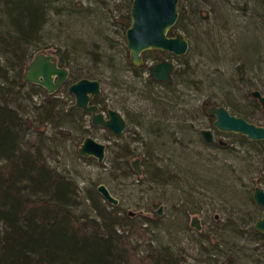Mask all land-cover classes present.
I'll return each mask as SVG.
<instances>
[{
	"label": "rangeland",
	"instance_id": "rangeland-1",
	"mask_svg": "<svg viewBox=\"0 0 264 264\" xmlns=\"http://www.w3.org/2000/svg\"><path fill=\"white\" fill-rule=\"evenodd\" d=\"M123 1H53L49 10L53 37L40 45V52L55 55L59 64L57 46L61 45L55 35L79 47V57L68 68L71 73L83 68L85 72L80 73L101 81L102 92L96 103L100 102L97 104L101 107L107 105L106 110H102L106 115L109 108H115L126 116L128 126L123 140L108 128L92 124L91 114L81 109L72 110L77 112L78 119L69 125L55 127L50 121L43 124L38 120L29 121L28 124L33 125L30 137L37 139L40 131L47 139L65 134L61 147H54L55 156L47 155L52 166L72 175L82 189V195L89 188L98 190L100 184H106L121 200L126 212L132 210L141 221L151 222V228L169 243L172 241L169 227L174 222L173 238L182 246L185 263H197L207 256V247L217 243L216 233L230 218L246 215L245 221L239 219L240 224L245 223V233L252 235L250 230L263 212V207L255 202L253 196L257 186L264 187V164L259 161V150L248 138L236 132H220L214 144L207 143L202 130H215L216 117L208 114L213 105L226 106L232 113L264 125L262 110L252 103L254 89L264 92V4L250 0L245 8L246 0H233L244 1L243 12L242 9H231V5L229 9L226 5L229 0H225L226 6L223 0L206 2L201 7L205 15L215 3H221V10L228 17L232 16L228 28L218 29V33L212 29L213 35L204 33L205 37L197 39L198 29L188 17L183 26L185 29H177L184 32L190 41L185 55L176 56L157 49L143 53L146 65L144 77L150 75L152 65L164 59L174 63L172 75L174 89L179 95L175 101L178 105L166 110L142 95L140 88L143 83L135 82L128 70L130 66L126 64V58L131 61L130 52L125 47L126 31L131 24V16L127 15L131 7H124ZM210 15V21L202 26L199 23L204 31L216 21L214 12ZM191 18L194 19L193 14ZM95 53L103 58L106 54H114L118 68L113 72L106 65L107 61L97 62L93 58ZM120 59L124 61L119 63ZM252 82L257 84L250 85ZM71 84L67 82L56 92V97L64 99L66 110L76 102L69 91ZM38 95L35 100L42 103L48 94L42 91ZM145 120L163 122L162 125L168 126H165L166 133L144 134L141 122ZM87 136L107 144L103 162L94 156L80 154L79 148ZM219 139L226 141V145L219 144ZM152 143L153 147L156 145L155 152L153 156H148V147ZM112 147H116L114 151ZM46 154L50 153L47 151ZM136 159H139L142 172L133 167ZM154 165L165 166L170 171L168 174H175L181 180L160 186L154 181ZM206 165L208 168L205 170ZM122 166L127 169L123 170ZM216 179L235 188L236 192L229 194L225 190L221 194L214 186H207V182L212 181L210 184L213 185ZM161 207L163 213L159 215ZM234 212H239V215ZM195 216L200 219L201 229L192 225ZM179 221L181 224L176 227ZM228 237L231 241L237 240L234 234ZM239 242L264 264V245L260 241H253L247 236ZM245 263L254 264L251 259Z\"/></svg>",
	"mask_w": 264,
	"mask_h": 264
},
{
	"label": "trees",
	"instance_id": "trees-1",
	"mask_svg": "<svg viewBox=\"0 0 264 264\" xmlns=\"http://www.w3.org/2000/svg\"><path fill=\"white\" fill-rule=\"evenodd\" d=\"M53 1L0 0V264H187L180 242L173 238L174 222L169 227L172 239L169 243L156 229L151 228V222L141 221L137 215L126 212L121 200L119 204H113L94 187L85 190L82 195L76 179L48 161L47 155L55 156L54 147L60 148L66 135L47 139L45 133L40 131L37 139L30 137L33 125L30 126L29 121L38 120L41 124L50 121L53 126L59 127L78 119L77 112L66 110L64 99L56 97V93H48L45 87L24 77V69L39 54L40 45L53 37L49 13ZM209 1L180 0L179 19L170 35L184 28L188 17L200 33L196 35L197 39L205 37L204 33L213 35L212 29L218 33L228 28L232 16L228 17L221 10V3H215L210 10L216 19L213 23L215 28L210 26L211 29L205 31L200 28L204 22L210 21V12L205 15L201 8ZM249 1L246 0L245 8ZM258 1L264 4V0ZM132 2L124 0V7H131ZM222 2L228 8L231 5V9H242L244 12V1H237L240 5L233 0L227 4L225 0ZM73 9L77 11L75 6ZM192 14L194 19L191 18ZM127 16L130 18L129 13ZM54 38L61 45L57 46L60 64L68 68L79 57L80 49L74 42L62 40L60 35ZM93 58L100 63L107 61L106 65L113 72L118 68L114 54H106V58H103L95 53ZM120 60L119 63L124 61ZM126 64L130 66L128 70L135 82L143 83L140 88L143 96L166 110L177 107L175 101L179 95L174 89V82L156 81L151 74L144 77L146 65L137 67L128 58ZM237 68L240 69L241 65H237ZM79 71L84 69L74 70L70 74V84L84 77L91 78ZM256 84L252 82L250 85ZM42 91L48 95L39 103L35 97ZM252 103L262 110L257 98L254 97ZM106 108L107 105L101 107L102 110ZM162 123L159 120H145L141 122L142 132L146 135L166 133L168 126ZM119 138L123 140V134ZM247 140L259 150V161L264 164V140ZM155 146L150 144L148 156H153ZM115 148L112 147L113 151ZM47 151L50 154H46ZM125 155L126 152L122 156ZM122 168L127 169L126 166ZM207 168L206 165L205 170ZM169 172L165 166L154 165V181L166 186L181 180ZM210 183L207 182V186H214L221 194L225 190L229 194L236 192L235 188L217 179L213 185ZM235 214L239 215V212ZM239 217L230 218L223 224L216 233L217 243H211L206 250L207 256L193 264H246L245 261L250 259L254 264H262L254 258L253 253H248V249L241 246L239 240L249 236V239L264 245V234L254 228L250 230L252 235L246 234L245 223L242 225L239 220L245 221L246 215ZM180 224L179 221L176 227ZM233 234L237 239L235 241L228 237Z\"/></svg>",
	"mask_w": 264,
	"mask_h": 264
},
{
	"label": "water",
	"instance_id": "water-1",
	"mask_svg": "<svg viewBox=\"0 0 264 264\" xmlns=\"http://www.w3.org/2000/svg\"><path fill=\"white\" fill-rule=\"evenodd\" d=\"M180 0H133L130 16L131 24L126 31L127 47L130 52L131 62L141 67L144 65L143 53L147 50L157 49L168 51L176 56L185 55L189 51L190 41L182 31H175L170 35L171 29L179 19ZM174 63L164 59L150 67V74L156 81L166 83L173 82L172 70ZM70 71L67 67L59 65L58 58L48 53H39L29 63L24 75L27 81L46 87L50 93L55 92L68 79ZM69 91L75 96L76 102L71 109L81 108L91 114L92 123L111 130L115 135H121L128 126V119L118 109L109 108L108 113L101 111L99 106L93 103L94 96L101 94L102 83L98 79L84 77L69 87ZM252 95L258 99L264 111V92L260 89L252 91ZM209 114L216 117L215 126L228 132H237L246 135L250 140H264V125H258L247 118L232 114L223 105H213L208 109ZM208 142H213V134L210 129L202 131ZM83 156H94L99 162L106 158L107 144L97 140L93 136H87L79 148ZM136 171L142 172L139 159L133 161ZM98 191L111 203L119 204L110 188L102 183ZM255 202L263 207L261 217L255 222V230L264 234V187L257 186L254 192ZM158 213H163L162 207ZM133 215L134 212L131 211ZM192 225L201 229L200 219L195 216Z\"/></svg>",
	"mask_w": 264,
	"mask_h": 264
},
{
	"label": "flooded vegetation",
	"instance_id": "flooded-vegetation-1",
	"mask_svg": "<svg viewBox=\"0 0 264 264\" xmlns=\"http://www.w3.org/2000/svg\"><path fill=\"white\" fill-rule=\"evenodd\" d=\"M175 31H179V30H175ZM175 31H174V33H175ZM174 33L172 34V35H174ZM144 58V57H143ZM144 61H145V59H144ZM60 65V64H59ZM144 65H145V62H144ZM143 65V66H144ZM61 66V65H60ZM143 66H141V67H143ZM69 69V68H68ZM69 71H70V69H69ZM70 74H71V71H70ZM70 74H69V77H68V79L66 80V82L61 86V87H59L55 92H53V93H56L60 88H62L67 82H68V80H69V78H70ZM100 81V80H99ZM174 81V80H173ZM101 82V81H100ZM40 85V84H39ZM44 87V86H43ZM46 88V87H45ZM47 89V88H46ZM48 90V89H47ZM49 91V90H48ZM50 92V91H49ZM99 95H101V94H99ZM99 95H96V96H94V99H93V103H95V104H97L96 103V100H98V97H99ZM98 106H99V109L102 111V109H101V106H100V104H97ZM73 106V105H72ZM71 106V107H72ZM71 109V108H70ZM75 109H81V108H75ZM74 110V109H73ZM81 110H83V109H81ZM71 111H72V109H71ZM87 113V112H86ZM232 113V112H231ZM208 114H209V112H208ZM232 114H234V113H232ZM209 115H211V114H209ZM235 115H238V114H235ZM211 116H214V115H211ZM238 116H242V117H244L243 115H238ZM211 131H212V134H213V142H208L205 138V141L207 142V143H211V144H214L216 141H217V136L219 135V133L220 132H228V131H222V130H220V129H218L216 126H215V130H213V129H210ZM203 131V130H202ZM237 133V132H236ZM242 134V133H241ZM202 135H203V133H202ZM242 135H244V134H242ZM246 136V135H245ZM204 137V136H203ZM226 141H224L223 139H219V144H221V145H226Z\"/></svg>",
	"mask_w": 264,
	"mask_h": 264
},
{
	"label": "bare ground",
	"instance_id": "bare-ground-1",
	"mask_svg": "<svg viewBox=\"0 0 264 264\" xmlns=\"http://www.w3.org/2000/svg\"><path fill=\"white\" fill-rule=\"evenodd\" d=\"M128 48V47H127ZM129 50V49H128ZM161 51H163V50H161ZM168 52V51H167ZM131 60V59H130ZM93 124V123H92ZM111 190V189H110ZM113 193V192H112ZM114 194V193H113ZM102 195V194H101ZM103 196V195H102ZM104 197V196H103ZM105 198V197H104ZM106 199V198H105ZM119 202H120V199H119ZM131 211L132 210H129V213L131 214ZM255 229V228H254Z\"/></svg>",
	"mask_w": 264,
	"mask_h": 264
}]
</instances>
